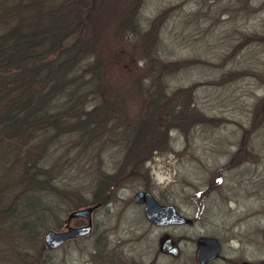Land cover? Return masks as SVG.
<instances>
[{"label": "rangeland", "instance_id": "rangeland-1", "mask_svg": "<svg viewBox=\"0 0 264 264\" xmlns=\"http://www.w3.org/2000/svg\"><path fill=\"white\" fill-rule=\"evenodd\" d=\"M96 3L108 70L101 106L111 121L101 135L52 137L38 162L53 166V190L41 191L40 202L48 227L61 230L69 212L91 207V228L48 250L47 226L26 241L23 216L7 217L0 264H17L16 251L25 250L33 264H197L194 241L203 235L220 243L205 264H264V0ZM149 57L171 63L161 80L150 77ZM15 171L11 163L3 179ZM10 181L0 178V186ZM138 190L193 223L151 226L133 199ZM163 233L179 241L177 255L160 253Z\"/></svg>", "mask_w": 264, "mask_h": 264}, {"label": "trees", "instance_id": "trees-1", "mask_svg": "<svg viewBox=\"0 0 264 264\" xmlns=\"http://www.w3.org/2000/svg\"><path fill=\"white\" fill-rule=\"evenodd\" d=\"M96 6V0H0V178L11 180L5 188L13 193L0 204V225L24 217L22 211L35 213L38 229L48 227L49 210L40 202L41 191L53 190V166L38 165L45 145L57 135L104 134L111 121L101 106L108 70L98 48ZM148 63L157 80L171 64L150 57ZM11 163L18 172L3 179ZM15 190L28 194L18 197Z\"/></svg>", "mask_w": 264, "mask_h": 264}, {"label": "water", "instance_id": "water-1", "mask_svg": "<svg viewBox=\"0 0 264 264\" xmlns=\"http://www.w3.org/2000/svg\"><path fill=\"white\" fill-rule=\"evenodd\" d=\"M133 199L136 201H143L145 203L144 214L147 219L151 220L156 224H168L170 222L181 223L188 221V218L181 216L173 205H162L159 204L152 194L147 190L137 191ZM90 211L89 208H81L72 210L67 219L74 216H84L88 223L87 225L79 227H71L67 230L55 231L48 229L43 236L44 244L48 249L55 248L63 244L70 237H78L89 232L91 228L90 224ZM159 249L163 252H170L175 254L177 247L174 245L173 240L168 235H163L159 239ZM196 260L203 264L209 260L216 258L219 254V242L214 236H199L196 239Z\"/></svg>", "mask_w": 264, "mask_h": 264}, {"label": "bare ground", "instance_id": "bare-ground-1", "mask_svg": "<svg viewBox=\"0 0 264 264\" xmlns=\"http://www.w3.org/2000/svg\"><path fill=\"white\" fill-rule=\"evenodd\" d=\"M11 194V191H9V189H5L3 187H0V204H2V202L6 201L7 198H9ZM258 212H254L253 215H257ZM23 216V215H22ZM35 217V220L32 221V218ZM38 220L36 218V215L35 213H25V216L22 217V221L20 223H18V227L20 229H22L24 232V234H26L27 236L24 238V240H28V239H31V236H33V234L36 232V226L38 227ZM48 229H52V228H45L44 229V233L48 230ZM54 230V229H53ZM55 231H58V230H55ZM44 233H43V236H44ZM30 234V235H29ZM43 236H42V243H43V246L48 249L46 247V245L44 244V241H43ZM56 248V247H55ZM53 249V248H52ZM49 250V249H48ZM17 252V255L14 253V255L12 254L11 257H13L15 259V255L17 256V261H15L17 264H24L25 261L27 260V264H33L35 261H36V257L35 254H34V257L32 258H29L27 255H28V251L25 250V252H23L22 254H20V252L16 251ZM13 259V260H14ZM14 262V263H15Z\"/></svg>", "mask_w": 264, "mask_h": 264}, {"label": "flooded vegetation", "instance_id": "flooded-vegetation-1", "mask_svg": "<svg viewBox=\"0 0 264 264\" xmlns=\"http://www.w3.org/2000/svg\"><path fill=\"white\" fill-rule=\"evenodd\" d=\"M242 147H243V145H242ZM159 202V201H158ZM160 204H162V205H165V204H171V203H163V202H159ZM137 204H138V206L140 207V210L142 211V214H143V216H144V218H145V220L152 226H154V227H160V228H169L170 226H175V225H184V224H192L193 223V221H194V218H192V217H187V216H185V215H183V214H181L178 210H177V208H176V210L178 211V213H180L181 215H183L184 217H186V218H188V221L186 220L185 222H181V223H175V222H170V223H168V224H156V223H154V222H151V221H149L148 219H146V217H145V214H144V208H145V203L143 202V201H139V202H137ZM71 222V219L70 220H68L67 221V227L68 226H72V224L70 223ZM66 225V223L64 224V226ZM66 227V226H65ZM166 233H163L161 236H163V235H165ZM173 241H174V244H176L177 246H178V243H179V241H177V239H175V238H173V237H171L169 234H167ZM160 236V237H161ZM194 243H195V248H196V238H195V241H194ZM160 253L161 254H163V255H172V256H174V255H177V253H178V251L175 253V254H172V253H168V252H162L161 250H160ZM195 254H194V256L196 255V249H195V252H194Z\"/></svg>", "mask_w": 264, "mask_h": 264}]
</instances>
